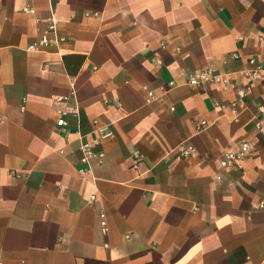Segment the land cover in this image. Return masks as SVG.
<instances>
[{"label": "crops", "instance_id": "obj_1", "mask_svg": "<svg viewBox=\"0 0 264 264\" xmlns=\"http://www.w3.org/2000/svg\"><path fill=\"white\" fill-rule=\"evenodd\" d=\"M252 58L264 0H0V264H264ZM208 68L228 85L189 81Z\"/></svg>", "mask_w": 264, "mask_h": 264}, {"label": "built area", "instance_id": "obj_2", "mask_svg": "<svg viewBox=\"0 0 264 264\" xmlns=\"http://www.w3.org/2000/svg\"><path fill=\"white\" fill-rule=\"evenodd\" d=\"M27 11L34 12L33 8H27ZM60 40H51L47 36H43L42 40L39 44H31L29 46L30 51L37 50L40 46H48L51 44H58ZM250 63L256 66V69L253 71H247L245 73L246 76L256 78V79H263L264 76L262 75V72L264 70V64H262L257 58H252L250 60ZM192 84H201V83H209V82H215L223 84L224 86L228 85L229 79L227 76L221 74L214 68H208L206 70L201 71L198 74L193 75L190 80ZM240 96H245L246 92L245 89L239 90ZM70 97H59V102H65L66 106L60 110V116L58 119V128L59 130H62L63 132L69 131V117L70 116H76L78 115L79 111L76 106H71L69 104ZM202 126H207V121L202 122ZM259 128L261 130L264 129V126L260 123ZM101 138L105 139L112 135V132L109 130L108 126H104L100 129ZM252 148V144L250 142H243L240 148L237 150L228 151L223 154L221 162L223 166L230 167L234 166L237 162L245 158L250 150ZM83 150V157L81 159V162L83 166L79 169V172L81 174H84L88 171V165L90 164L91 160L93 158L103 159L105 157V153L102 151H95L89 144H83L82 146ZM195 152L193 147L184 148L182 153L184 155H192ZM92 200H96V196H92ZM104 227L107 229V224L104 222Z\"/></svg>", "mask_w": 264, "mask_h": 264}]
</instances>
